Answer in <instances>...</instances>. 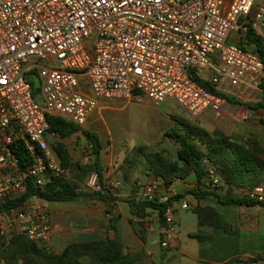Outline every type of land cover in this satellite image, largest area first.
Segmentation results:
<instances>
[{
	"label": "built area",
	"instance_id": "built-area-1",
	"mask_svg": "<svg viewBox=\"0 0 264 264\" xmlns=\"http://www.w3.org/2000/svg\"><path fill=\"white\" fill-rule=\"evenodd\" d=\"M248 33L264 48V0H0V205L20 199L29 182L42 188L52 174L69 176L51 147L59 137L49 132L48 115L83 127L98 100L146 98L172 101L197 118L226 104L197 79L238 99L259 89L264 68ZM211 55L224 67L214 68ZM17 142L31 157L23 167ZM203 164L205 185L218 189L219 175ZM87 186L100 190L95 172ZM239 193L264 205L263 185ZM177 194L157 179L143 186V199L168 203L162 249L178 239L174 205L188 208L169 203ZM9 232L56 253L51 211L37 198L0 214V237Z\"/></svg>",
	"mask_w": 264,
	"mask_h": 264
},
{
	"label": "trees",
	"instance_id": "trees-1",
	"mask_svg": "<svg viewBox=\"0 0 264 264\" xmlns=\"http://www.w3.org/2000/svg\"><path fill=\"white\" fill-rule=\"evenodd\" d=\"M246 41L248 45H252L253 52L258 55L264 68V48L260 45L259 39L255 38L252 33H248ZM197 82L204 89L225 98L230 103L251 110L264 109L263 103H242L232 96L214 90L201 79H197ZM29 83L34 89V95H36L37 83L33 79H30ZM259 89L264 93V78L259 84ZM47 122L49 132H55L59 137V140L51 144V147L56 154L60 167L69 170V176L52 174L42 188H37L29 182L20 199L0 205V214L30 198H37L46 203L97 200L108 205L117 202L116 197L100 184L101 169L98 161L102 146L98 135L84 130L58 115H48ZM76 133H81L91 146L92 161L90 163L74 165L69 151L62 143V140ZM166 136L173 139L178 145L175 160L161 151L151 153L143 151L142 148L133 151L143 157L154 177L165 187H169L176 180H184L193 173L196 186L186 194H191L197 201L212 197L220 204L262 205L242 197L239 193L240 190L264 185V146L252 135L226 134L221 130L214 129L211 135L207 136L201 129L186 125L183 132L179 133L171 129L166 133ZM195 137H198L199 140H194ZM13 150L20 159L22 167L31 161V157L22 142L14 144ZM135 159L132 157L131 161L133 162ZM203 160H207L219 175L220 185L218 189H210L205 185L203 178L206 167ZM91 172L96 173L100 190H81L78 184L84 183L85 178ZM183 195L178 192L175 197L170 199L169 203L179 201ZM125 203L130 214L140 219L146 218L148 212L156 211L160 224L163 223L162 214L168 205V203L158 204L143 198L139 200L128 199ZM192 213L196 216L198 228L189 234L190 238L198 241L209 239L211 235L200 229L203 226H213L223 231L231 229L230 223L210 206L196 204L192 208ZM109 226L115 229L111 221ZM140 237L144 241L143 236ZM83 257H87L90 264H140L142 259L139 254L124 253L123 246L117 237L110 240L72 242L58 253L48 252L38 247L22 234L9 232L0 237V264H78ZM259 262L264 263V255L259 254L246 260H236L235 264H256Z\"/></svg>",
	"mask_w": 264,
	"mask_h": 264
},
{
	"label": "crops",
	"instance_id": "crops-1",
	"mask_svg": "<svg viewBox=\"0 0 264 264\" xmlns=\"http://www.w3.org/2000/svg\"><path fill=\"white\" fill-rule=\"evenodd\" d=\"M235 99L242 103L253 101L250 103L260 102L264 104V93L260 89H257L251 92V94L245 95L244 99ZM116 101L118 99L98 100L96 103L97 108L90 113L82 129L89 131L90 128H97L99 119L102 118L101 111L111 108V104ZM122 101L124 100L118 102L122 103ZM124 102L123 105H127L132 101ZM140 102L146 107H150L153 104L146 98ZM211 114L217 115L215 117L220 120V123L224 124L222 130L220 129L222 132L226 134H250L264 146V109L251 110L226 101L222 113ZM169 116L168 112L161 115V117H164L162 120L164 119L165 121L168 120ZM72 136L62 140V143H64L69 151L72 163L74 165L90 163L92 157L90 154L85 155V150H87L89 144L85 140V145H82L80 142V144L78 143V145L74 146V143L70 142ZM162 136L161 134L156 137L158 149L156 148L155 152L163 151L168 155L170 152H168L167 148L169 149L172 145L166 137L162 138ZM100 142L102 146L98 161L101 169L100 184L109 190L118 201L108 205L97 200L59 202L64 205H52L55 202L46 203L49 204L48 207L51 211V249L58 253L72 242L110 240L117 237L123 246L124 253L139 254L142 258L140 264H150L152 255L144 243L146 240L145 235L148 231L151 232L155 216L153 213L148 212L146 218L140 219L131 215L129 208L128 211H125L121 205L126 200L133 199L137 195V186L140 185L137 175L145 173L148 182L156 180V178L143 158H136L133 162L130 160V164L128 163L127 165L128 159L119 160L117 156L118 148L113 147L110 144L111 142L109 143L106 140L104 144L101 139ZM163 144H167V148H164ZM151 147L150 141L148 145L141 148H146V152H149L148 149H151ZM172 148L175 151V158L172 159L175 160L178 147L172 146ZM172 184L178 192L184 194L180 202L185 201L188 205L186 199H191V211L196 204L210 206L230 223L231 229L223 231L213 226H203L200 229L210 234L211 237L203 241L191 238L195 243L192 244L191 249H187V246H184L185 244L181 246L178 243L180 235L178 232V211L180 208L178 207L176 213L178 239L174 246L163 250L175 248L184 257V264H235L236 260H246L259 254L264 255V206L244 203L238 205L220 204L212 197H206L197 201L191 194H186L196 186V179L193 173L186 179L176 180ZM161 186L163 187L162 183ZM39 202L44 203L42 200H39ZM110 221L113 223L115 229L109 226ZM157 222L160 237V227L162 224L159 223V218ZM197 228L196 224L195 230L189 234L195 232ZM140 236H143L144 241L141 240ZM78 264H90V261L87 257H83L79 260Z\"/></svg>",
	"mask_w": 264,
	"mask_h": 264
},
{
	"label": "rangeland",
	"instance_id": "rangeland-1",
	"mask_svg": "<svg viewBox=\"0 0 264 264\" xmlns=\"http://www.w3.org/2000/svg\"><path fill=\"white\" fill-rule=\"evenodd\" d=\"M210 62L212 63L214 68H223L224 65L221 61H219L214 56L209 57ZM37 102L41 101L39 94H36ZM120 101V100H118ZM114 102L111 104V108L103 109L101 111L102 118L99 119V123L97 124V128H90L89 131L96 133L105 144L107 142H111L110 144L113 147L118 148V159H128V163L130 164V160L132 157L134 158H143L140 154L135 151L137 148L144 147L148 145L151 141L152 147L149 148V152H155L157 145L156 137L163 135L162 138L166 137L172 146L178 147L173 139L166 136V133L171 129H174L176 132H183L185 130V126H192L198 129H201L207 136L211 135V132L214 129L222 130L224 124L220 123V120L212 115L211 112L207 111L198 116L197 118L192 117L187 112L180 109L173 102L167 100L165 102L159 104L150 105V107L144 106L143 103L132 101L130 104L123 105L124 101ZM253 102V101H250ZM97 108V107H95ZM168 112L170 115L168 120H162V114ZM162 113V114H161ZM159 129V130H158ZM158 130V131H156ZM225 130V129H224ZM155 138H153L152 137ZM70 142L74 146L78 145V143L85 145V139L83 136L78 133V135H73ZM153 138V139H152ZM171 140V141H170ZM194 140H199L198 137H195ZM53 144V143H52ZM172 146L167 148V144H163L164 148H167L169 158H175V151ZM143 151H146V148H142ZM158 149V148H157ZM163 152V151H161ZM85 155H89L88 150H85ZM138 176L139 186H137V195L133 198L139 200L143 198L142 191L143 185L148 184L147 175L140 174ZM89 180V176L85 178L84 183H79L78 186L81 190H91L87 186V182ZM189 205V208L186 210L179 209L178 211V232L179 239L178 243L182 246H187V249L192 248V244L195 243L194 240L188 237V234L195 230L196 226V217L192 213L190 209V198L186 199ZM180 201V200H179ZM177 201V202H179ZM46 204V202H44ZM49 206V204H46ZM52 205H64L59 202H55ZM125 211H128V207L125 203L121 205ZM176 208L179 207V204L174 205ZM49 208V207H48ZM155 216V220L151 227V232L145 235V247L151 253V262L150 264H184V257L175 249L171 248L168 250H163L160 247V237H159V227H158V214L156 211H150ZM127 215H129L127 213ZM126 224L125 222H122ZM122 225V224H121ZM177 231V230H176ZM177 232V236H178ZM264 264V263H261Z\"/></svg>",
	"mask_w": 264,
	"mask_h": 264
}]
</instances>
